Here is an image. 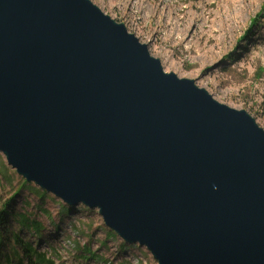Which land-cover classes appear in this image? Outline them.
<instances>
[{"label": "water", "instance_id": "1", "mask_svg": "<svg viewBox=\"0 0 264 264\" xmlns=\"http://www.w3.org/2000/svg\"><path fill=\"white\" fill-rule=\"evenodd\" d=\"M0 153L158 264H264V131L89 0H0Z\"/></svg>", "mask_w": 264, "mask_h": 264}, {"label": "rangeland", "instance_id": "2", "mask_svg": "<svg viewBox=\"0 0 264 264\" xmlns=\"http://www.w3.org/2000/svg\"><path fill=\"white\" fill-rule=\"evenodd\" d=\"M89 1L146 45L164 73L193 80L264 131V0ZM160 19L171 28L188 23L189 35L156 30ZM4 206L42 224L40 237L27 231L22 237L55 264H158L145 247L107 228L97 210L64 204L27 182L0 153V210Z\"/></svg>", "mask_w": 264, "mask_h": 264}, {"label": "trees", "instance_id": "3", "mask_svg": "<svg viewBox=\"0 0 264 264\" xmlns=\"http://www.w3.org/2000/svg\"><path fill=\"white\" fill-rule=\"evenodd\" d=\"M11 222L14 227L10 228ZM24 231L40 237L43 227L27 214L10 212L4 206L0 210V264H55L45 252L23 239Z\"/></svg>", "mask_w": 264, "mask_h": 264}, {"label": "bare ground", "instance_id": "4", "mask_svg": "<svg viewBox=\"0 0 264 264\" xmlns=\"http://www.w3.org/2000/svg\"><path fill=\"white\" fill-rule=\"evenodd\" d=\"M188 25V23L186 24V26H184L183 24V28H180L178 23L176 22V28H171V23H169L167 20L163 21L162 19H160V21L156 23V30H161V28H168V36H188L190 33V31H188L190 26Z\"/></svg>", "mask_w": 264, "mask_h": 264}]
</instances>
